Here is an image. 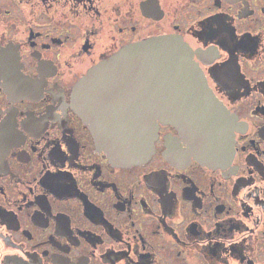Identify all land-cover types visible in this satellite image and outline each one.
I'll return each instance as SVG.
<instances>
[{
    "label": "flooded vegetation",
    "instance_id": "flooded-vegetation-1",
    "mask_svg": "<svg viewBox=\"0 0 264 264\" xmlns=\"http://www.w3.org/2000/svg\"><path fill=\"white\" fill-rule=\"evenodd\" d=\"M176 37L236 119L214 165L117 166L72 103L122 47ZM0 264H264V0H0Z\"/></svg>",
    "mask_w": 264,
    "mask_h": 264
},
{
    "label": "water",
    "instance_id": "water-1",
    "mask_svg": "<svg viewBox=\"0 0 264 264\" xmlns=\"http://www.w3.org/2000/svg\"><path fill=\"white\" fill-rule=\"evenodd\" d=\"M72 103L97 147L117 166L149 159L158 123L174 126L186 144L168 143L169 160L192 156L214 165L232 152L236 119L176 37L148 38L101 60L76 82Z\"/></svg>",
    "mask_w": 264,
    "mask_h": 264
}]
</instances>
